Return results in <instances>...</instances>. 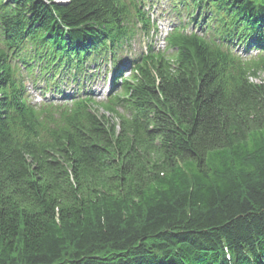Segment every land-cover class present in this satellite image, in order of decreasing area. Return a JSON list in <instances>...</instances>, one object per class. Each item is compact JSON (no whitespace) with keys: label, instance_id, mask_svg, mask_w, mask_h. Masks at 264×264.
Listing matches in <instances>:
<instances>
[{"label":"trees","instance_id":"1","mask_svg":"<svg viewBox=\"0 0 264 264\" xmlns=\"http://www.w3.org/2000/svg\"><path fill=\"white\" fill-rule=\"evenodd\" d=\"M174 1L211 34L141 54L99 107L24 80L119 60L146 0H0V264H264V0Z\"/></svg>","mask_w":264,"mask_h":264},{"label":"rangeland","instance_id":"2","mask_svg":"<svg viewBox=\"0 0 264 264\" xmlns=\"http://www.w3.org/2000/svg\"><path fill=\"white\" fill-rule=\"evenodd\" d=\"M155 15H158V16H159L158 13H156ZM158 16H157V17H158ZM157 17H156V18H157ZM165 17H166V14L163 13V14H162V17H160V16L158 17V18L160 19L159 21H162V22L167 21V22H169L168 20H166ZM172 20H175V17H173ZM177 21H178V20H177ZM142 40L145 41V39H143V38H134V39L130 42V44H129V48H130V50H131L134 54H137V53H139V52H142V51H141V50H142V46L139 45V43L142 44ZM159 41H160V40H159ZM109 68H110V67H109ZM100 73H102V74H101V76L99 77L100 79H99V82L97 83V85L103 84V82L105 81V77L103 76L104 70H102ZM70 81H71V80H70ZM118 82H119V80H118ZM106 83H108V82H106ZM47 85H48V84H47ZM62 85H63V86H62L63 88H64V86H67V85H68V89H71V88L75 87L73 84H71V82L68 84V83H66V82L63 81V84H62ZM92 85H93V84H92ZM25 86H26L25 89L27 90L28 94L32 95V97L30 98V99L33 98L32 103H36V102L39 103V102L37 101V99H39V98L42 99V97H44V96L48 97V96L50 95V92H49V91H46V92H45V95H42V93L36 91L37 89L40 90V88H42V87L44 86V85H43V80H42V79H38V81H37V83H36V86H38V87H37L36 89H34V86L32 85L31 82H27ZM32 86H33V89H32ZM89 86H90L89 84H86V85H85V90L89 89V88H90ZM99 88L101 89V85L99 86ZM107 88L110 89L109 86L102 87V89L100 90V93H99V94L93 92V98H94V100L99 104V107L105 102V98H106V97H107V98L114 97L113 93H114L116 90H118V89L116 88V89L113 91V93H108V92H106V91H107ZM111 90H113V89L111 88ZM32 92H34V94H32ZM56 102H57V101H56ZM58 103H60V102H58ZM37 106H39V105H37Z\"/></svg>","mask_w":264,"mask_h":264},{"label":"bare ground","instance_id":"3","mask_svg":"<svg viewBox=\"0 0 264 264\" xmlns=\"http://www.w3.org/2000/svg\"><path fill=\"white\" fill-rule=\"evenodd\" d=\"M131 65H132V64H130V66H131ZM50 84H51V83H49L47 86L43 87L42 90H43V91H46V90L49 88ZM104 86H105V87H106V86H109L110 88H113L109 83H105ZM107 89H108V88H107Z\"/></svg>","mask_w":264,"mask_h":264}]
</instances>
